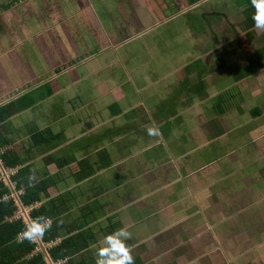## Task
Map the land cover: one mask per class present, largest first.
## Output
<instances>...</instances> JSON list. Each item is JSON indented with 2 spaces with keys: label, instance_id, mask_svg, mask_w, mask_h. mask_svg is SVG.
Masks as SVG:
<instances>
[{
  "label": "crops",
  "instance_id": "0c3cea01",
  "mask_svg": "<svg viewBox=\"0 0 264 264\" xmlns=\"http://www.w3.org/2000/svg\"><path fill=\"white\" fill-rule=\"evenodd\" d=\"M74 1L0 0L1 138L52 182L35 209L70 194L61 220L96 234L95 264L124 227L134 264H264V32L251 0ZM173 11L198 32L158 33ZM43 132L50 147H35Z\"/></svg>",
  "mask_w": 264,
  "mask_h": 264
},
{
  "label": "trees",
  "instance_id": "16d2710c",
  "mask_svg": "<svg viewBox=\"0 0 264 264\" xmlns=\"http://www.w3.org/2000/svg\"><path fill=\"white\" fill-rule=\"evenodd\" d=\"M251 13H254V8L251 6ZM247 16V15H246ZM247 21L250 23V17L247 16ZM3 108V109H2ZM1 109L3 111L11 110V105H5ZM4 113H0V123L7 118ZM48 132V131H47ZM43 132L35 134L32 139L35 147L48 148L50 147L51 134ZM0 131V148L10 147L6 139ZM6 167L11 169H18L13 181L16 182L18 189L23 190L24 194L21 196V201L25 206H34L39 203L41 194H46L49 187L52 185L50 180H42L38 182L36 176V169L33 166H25L29 159H22L19 154L8 151L3 157ZM54 159L47 158V165L53 164ZM59 168H62L63 163H57ZM64 167V166H63ZM86 177H79L77 181H81ZM9 191L0 184V264H44L42 254H33L35 245L28 240L18 242L17 236L25 230L22 223H9L7 219L13 217L16 208L12 202L4 200L5 195ZM70 194L61 196L55 201H51L47 206H41L39 209H34L32 212L33 221L38 217L50 218L52 221L51 228L43 235L45 241H55L62 238L59 243L50 249L51 256L55 259H65V264H95L90 261L91 257L86 256V251L95 242L96 234H87L82 231L83 225L78 222L67 226L62 220L61 215L68 210L67 204L71 202ZM68 202V203H67ZM63 231L66 235L63 237ZM32 255L29 259L28 256Z\"/></svg>",
  "mask_w": 264,
  "mask_h": 264
},
{
  "label": "clouds",
  "instance_id": "9594fccd",
  "mask_svg": "<svg viewBox=\"0 0 264 264\" xmlns=\"http://www.w3.org/2000/svg\"><path fill=\"white\" fill-rule=\"evenodd\" d=\"M254 8L253 22L255 29L264 32V0H251ZM149 136L158 137L161 135L159 127L153 123L146 127ZM50 218L38 217L20 234L19 241L28 240L34 242L42 239L43 235L51 228ZM131 238V233L126 227L118 229L116 232L103 238V247L96 252V264H134L131 249L124 241Z\"/></svg>",
  "mask_w": 264,
  "mask_h": 264
},
{
  "label": "built area",
  "instance_id": "2783aa9c",
  "mask_svg": "<svg viewBox=\"0 0 264 264\" xmlns=\"http://www.w3.org/2000/svg\"><path fill=\"white\" fill-rule=\"evenodd\" d=\"M8 151H10L9 147L0 148V184H3L4 188L9 191V193L5 195L4 200H6L7 202H12L13 206L16 208V212L13 217L7 219V222H19L26 227L33 222L32 212L35 207L25 206L21 201V196L24 194V191L18 189L16 182L13 181V178L17 174L18 169H11L6 167L3 160V157L7 154ZM21 233H19L17 236L18 241ZM60 241V238L55 241H45L42 237V239L31 242L35 245L32 255L41 253L44 264H65L68 260L67 258L55 260L50 254V249Z\"/></svg>",
  "mask_w": 264,
  "mask_h": 264
},
{
  "label": "rangeland",
  "instance_id": "374dc122",
  "mask_svg": "<svg viewBox=\"0 0 264 264\" xmlns=\"http://www.w3.org/2000/svg\"><path fill=\"white\" fill-rule=\"evenodd\" d=\"M81 1H83V0H81ZM73 2H74V4L76 5V3H75V1L73 0ZM192 13H196L197 14V9H194V10H192L191 11ZM236 13H238L236 16H240V11L239 10H237L236 11ZM196 14H194L193 16H195ZM170 15H174L173 17H171L170 19L172 20V21H170L169 22V24L168 25H166V27H168V30H158L157 32L158 33H162V32H166L167 34H176V33H182V34H185V35H190V31L192 30V32H191V36L193 35V34H195V33H197L198 32V30L200 29V28H197V26L196 25H194L193 26V28H191V29H189V33H183V31H184V28H183V26L184 25H186V14H178V15H176V12L175 11H173V13H171ZM176 15V16H175ZM193 16H191V17H193ZM185 17V20H183V18ZM206 20L207 19H204L203 21H201V25L203 26V27H205L207 30H209V28H207L206 26H205V23H206ZM152 27H150V29H151ZM215 27H213V29H214ZM152 30H155V29H152ZM190 36V37H191ZM177 39H173L172 40V42L169 40V44H171V43H173L174 41H176ZM106 48V49H105ZM104 49H102V50H104V54L106 53V51H109L108 49H111L110 48V45L109 46H106ZM112 50V49H111ZM110 50V51H111ZM110 51H109V53L108 54H110ZM110 56V55H109ZM108 56V57H109ZM80 88L81 87H74V91H79L80 90ZM158 106H159V108H161V109H165V108H168V110H169V108L171 107L170 105H169V100H168V98H164L163 100H161V101H158ZM175 125V123H169L167 126H164V128H163V130H168L169 128H171V127H173ZM54 169V168H53ZM72 185H71V183L68 185V187H71ZM52 193H56V192H52ZM77 194H79V195H81V192L80 191H77L76 192ZM247 227L248 228V226H247V223H245V225H244V227ZM249 226H251V223L249 224ZM255 229V227H252V229L251 230H254ZM250 232V231H249ZM246 237V236H245ZM251 241L252 240H254L253 238H251L250 239ZM249 240V238L247 239H245V240H243V242H245V241H248V242H250L249 244L250 245H253V244H255V243H251V241ZM256 254H258V252L256 253Z\"/></svg>",
  "mask_w": 264,
  "mask_h": 264
}]
</instances>
